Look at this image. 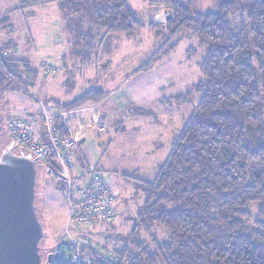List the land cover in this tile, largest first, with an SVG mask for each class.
<instances>
[{"label": "trees", "instance_id": "16d2710c", "mask_svg": "<svg viewBox=\"0 0 264 264\" xmlns=\"http://www.w3.org/2000/svg\"><path fill=\"white\" fill-rule=\"evenodd\" d=\"M148 1L172 13L165 25L170 35L191 30L204 49L202 79L170 99L177 106L199 101L155 179L136 182L144 202L115 252L118 261L91 250L90 264H264V0H216L208 11L200 10L199 0ZM18 3L7 15L58 5L71 58L85 67L96 65L108 36L131 38L144 27L128 0ZM163 27L150 26L158 34ZM10 50V43L0 45V96L19 91L25 78L31 86L39 78L28 62L6 56ZM105 95L96 88L58 106L76 110L99 104ZM251 204L260 205L256 219ZM160 229L167 232L164 242Z\"/></svg>", "mask_w": 264, "mask_h": 264}, {"label": "rangeland", "instance_id": "374dc122", "mask_svg": "<svg viewBox=\"0 0 264 264\" xmlns=\"http://www.w3.org/2000/svg\"><path fill=\"white\" fill-rule=\"evenodd\" d=\"M128 3L138 13L144 27L131 38L108 36L101 51L99 49L96 65L85 67L67 53L70 49L61 38L67 35L60 12L55 8L38 7L7 15L19 7L18 0H0V45L10 43L14 50H10L6 56L18 62H28L32 70L39 73L34 86H31V80L25 78L18 86L19 91L10 90L0 96V113L6 123L1 149L9 143L8 121L25 118L29 113L40 114L38 99L45 101V108L55 116L59 112L70 111L62 110L58 105H66L96 89L99 77L103 78V84H99V87L105 90L106 102L103 101L106 105L101 108L99 104L102 101L86 107H97L105 121V130L100 133L90 130V125L85 124V144L84 147L82 144L79 146L76 161L78 167L89 172L84 182H89L94 174H101L118 192L116 217L112 224H98L90 232H71L70 235L89 260V251L93 250L114 263L118 261L115 252L122 248L123 240L135 226L138 210L144 202V197L136 191V182L155 179L157 167L167 159L172 141L199 101V97L192 95V92L189 96L195 97L192 105L177 106L170 99L186 94L193 85L198 84L202 79L200 66L204 57V49L191 30H182L176 36L168 33L165 25L173 19L168 9L155 6L148 0H128ZM215 5L216 0H199L202 11L211 10ZM4 19L9 20L2 22ZM154 25H164L160 34L150 28ZM174 44L176 48L170 51ZM64 54L69 55L67 59L74 66L66 71L67 64L61 65ZM47 65L54 66L59 73L47 76ZM97 65L98 68H95ZM43 73L44 81L54 80L49 91L53 92L57 102L42 97ZM126 83H129L128 86L122 89ZM118 94L124 96L121 103L125 107L117 109L114 100L107 102L106 99L116 98ZM136 111H144L148 116H136ZM73 127L76 128L77 123ZM38 170L41 185L37 204L46 232V238L40 244V253L42 263L49 264L48 255L57 249H63L67 255L71 253L67 246L62 245L69 240V212L63 187L46 173L42 163ZM259 209V204H251L248 211L256 219ZM158 231L159 241L167 240V232ZM143 238L147 240V234Z\"/></svg>", "mask_w": 264, "mask_h": 264}, {"label": "built area", "instance_id": "2783aa9c", "mask_svg": "<svg viewBox=\"0 0 264 264\" xmlns=\"http://www.w3.org/2000/svg\"><path fill=\"white\" fill-rule=\"evenodd\" d=\"M57 73L59 70L54 66H46L47 76ZM38 102L40 114L29 113L25 118L8 121L7 147L20 155L31 156L38 166L42 163L46 173L63 187L69 212L67 243L71 253L67 255L63 249H57L53 255L67 264H90L70 234L90 232L98 224H112L116 217L118 192L101 174H94L89 182H84L89 172L77 166L76 153L84 139L86 125H90V130L102 133L105 121L96 106L62 111L52 116L45 108V101L38 99ZM75 123L76 128L73 127Z\"/></svg>", "mask_w": 264, "mask_h": 264}, {"label": "water", "instance_id": "95a60500", "mask_svg": "<svg viewBox=\"0 0 264 264\" xmlns=\"http://www.w3.org/2000/svg\"><path fill=\"white\" fill-rule=\"evenodd\" d=\"M171 19V17H169ZM0 121V264H43L40 244L46 232L37 204L38 165L29 155L1 149ZM85 140H82L84 143ZM57 255L49 254L48 263Z\"/></svg>", "mask_w": 264, "mask_h": 264}, {"label": "crops", "instance_id": "0c3cea01", "mask_svg": "<svg viewBox=\"0 0 264 264\" xmlns=\"http://www.w3.org/2000/svg\"><path fill=\"white\" fill-rule=\"evenodd\" d=\"M49 6H52L53 8H55V10H57L58 12H60L59 11V7H58V5H56V4H52V5H49ZM45 7H47V6H45ZM60 16H61V13H60ZM61 38H63L64 39V42L66 43V47L68 48V50L70 49L69 48V45L67 44L68 42H67V37H61ZM124 38H126V37H124ZM126 40H127V38H126ZM128 41V40H127ZM100 51H101V49H100ZM67 53H69V55H70V50H69V52L67 51ZM66 53V54H67ZM69 55L68 56H65V54H64V56H62V58H61V65L63 66V65H65V63L67 64V65H65V71H66V69H69V68H72V67H74V66H71L70 65V60L69 59H67L68 57H69ZM99 56H100V54H99ZM67 59V60H66ZM71 66V67H70ZM98 66L99 65H97V66H95V68H98ZM104 68H105V65H104ZM94 70H96V69H94ZM96 74H97V77L99 76L98 75V73H97V71H96ZM45 74L43 73L42 75H41V77H42V79L41 80H43L41 83L43 84V86H44V91H43V94H42V97L43 98H48V101H54V102H57V100H55L56 98H55V96L53 95V92H51V91H49V90H51V87H52V85L54 84V80H52V81H44L45 80V76H44ZM102 79L103 78H101V77H99V84H103L102 83ZM101 80V81H100ZM98 83V82H97ZM99 84L97 85V88H101V87H99ZM129 84V83H128ZM128 84L126 83L124 86L125 87H123L122 89H124V88H126L127 86H128ZM103 89V88H102ZM124 96L123 95H119L118 94V96L116 97V98H107L106 100H107V102L110 100V101H112V100H114V102L115 103H117V109L118 108H120V107H123L124 105L121 103V99L123 98ZM55 98V99H54ZM74 101V100H73ZM105 101V100H104ZM102 102V103H100L99 105H100V107L102 108L104 105H106V101L105 102ZM71 103V102H70ZM105 103V104H104ZM125 107V106H124ZM105 116V115H104ZM106 117V116H105ZM107 118V117H106ZM84 144H85V142L84 143H82V146L84 147ZM84 165H86V164H84ZM87 166V165H86ZM88 167V166H87ZM81 168H83V167H81ZM158 168V167H157ZM84 169V168H83Z\"/></svg>", "mask_w": 264, "mask_h": 264}, {"label": "flooded vegetation", "instance_id": "af4514ba", "mask_svg": "<svg viewBox=\"0 0 264 264\" xmlns=\"http://www.w3.org/2000/svg\"><path fill=\"white\" fill-rule=\"evenodd\" d=\"M2 120V131L1 133L4 135V131H5V127H6V123H5V119H4V116L2 113H0V121ZM3 135H2V138H3Z\"/></svg>", "mask_w": 264, "mask_h": 264}]
</instances>
